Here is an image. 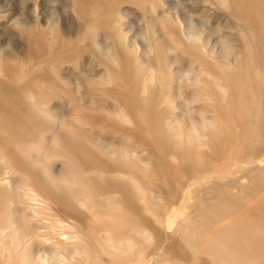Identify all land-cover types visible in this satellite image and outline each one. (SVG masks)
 I'll return each mask as SVG.
<instances>
[{"label": "bare ground", "instance_id": "obj_1", "mask_svg": "<svg viewBox=\"0 0 264 264\" xmlns=\"http://www.w3.org/2000/svg\"><path fill=\"white\" fill-rule=\"evenodd\" d=\"M121 1L74 0V7L87 27L105 14L108 35L118 38ZM228 1L247 25L232 62L213 63L177 38L179 48L194 53L200 63L201 82L185 100L196 106V125L180 124L172 100H167L170 76L162 75L159 87L150 73L136 66L132 70L126 54L117 56L115 42L118 69L109 70L108 65L104 79L86 80L91 88L79 102L64 101L62 108L72 118L67 126L50 118L46 107L51 94L45 87L65 88L64 81L48 75L26 80L20 70L0 64V123L15 133L6 138L12 153L4 155L0 147V160L7 168L24 169L31 163L26 158L32 157L30 151H45L66 138L71 151L61 150L64 180L79 184L80 195L88 200L100 201L85 212L73 200L58 202L55 191L53 202L41 204L36 190L28 191V199L21 202L34 214L36 225L24 235L18 231L19 243L45 234L44 243L54 255L67 242L42 233L50 210L61 213L56 218L61 224L72 219L76 233L90 240L96 255L104 256L103 264H264V0ZM36 56L43 72L58 71L61 60L52 51L40 48ZM103 102L109 103L110 117L98 108ZM35 129L34 143L19 142L34 136ZM94 130L101 138L110 136L111 144L97 146L91 138ZM46 134L52 138L47 143ZM73 140L85 147L80 158L75 157ZM95 165L97 175L90 172ZM24 180L28 182L27 176ZM34 182L38 190L49 191L45 177L35 176ZM90 183H100L99 192L88 191ZM7 227L13 222H0V240L6 239ZM73 236L74 249H82ZM160 251L174 259L162 257ZM19 259L20 264H37L22 255Z\"/></svg>", "mask_w": 264, "mask_h": 264}, {"label": "rangeland", "instance_id": "obj_2", "mask_svg": "<svg viewBox=\"0 0 264 264\" xmlns=\"http://www.w3.org/2000/svg\"><path fill=\"white\" fill-rule=\"evenodd\" d=\"M121 2L117 8L119 37L112 38L108 35L109 27L105 25V14L98 18L99 22L95 21L88 27L84 26V21L75 10L74 0H0V64L20 70L26 80L34 76L39 78L48 75L52 80L57 81L59 78L64 81L65 88L45 87L51 94L46 107L50 111V118H58L67 126L72 123V118L67 114V108H62L64 101L76 99L79 102L84 92L91 88L86 80L98 82L107 76L109 67V70L111 67L118 69L119 61L115 57V48H113L115 42L118 49L117 56L121 52L124 56L126 54L125 57L127 59L129 57L127 61L131 62L132 70L135 69L133 66H136V69L148 75L150 73L151 77L157 80L155 83L159 84V87L163 85L162 82L158 83L161 76H170L172 85L169 86L170 95L167 100H172L175 113L182 119L180 124L196 125L199 121V117L195 116L196 106L185 100L191 92L197 91L201 82L200 63L193 56L194 53H187L179 48L177 38L188 45H193L189 46L190 48L195 47L200 50L209 61L218 64L223 61L226 64L234 60L233 55H236L234 53L241 48L247 25L228 0H122ZM40 48L44 51H52L59 57L61 64L55 67L58 71L45 73L43 69H39L36 54ZM11 81L6 83L10 84ZM104 100L107 101L106 98ZM108 107V102L98 106L104 116L110 117L112 113ZM78 127L84 134V131L89 130L81 124H78ZM33 132L36 133L37 129ZM103 133L107 135V131ZM13 134L15 133L6 130L0 123V147L4 155L12 153L10 148L13 146L7 144L6 138L14 136ZM37 135L36 133L32 137H23L19 142L27 146L35 142ZM46 136L45 143L52 140L48 134ZM91 136L97 146L106 147L107 144H111L108 140L112 138L99 137L97 130H94ZM66 141L69 142L64 138L59 141V145L50 143L45 151H30L32 157L28 155L26 158L31 163L24 166V169L14 165L12 169L7 168L5 161L0 160L2 176L0 222L4 223V220L13 222V227L5 229L6 239L3 236L0 240V260L3 263L5 258L9 259L10 264H20L21 255L24 260L37 264L104 263V256L95 254V247L90 240L83 237L82 233H76L78 229L73 227L71 218H62L66 225L57 221L56 218L62 217L57 211L53 214V211L49 210L42 231V233L47 232L49 238L56 236L67 240L54 255L48 251L50 244L44 243L47 239L45 234L40 237L35 236L32 240L29 237L23 243H19L16 239L18 231L24 235L28 232L27 229L36 225L34 214L21 202L28 199L26 195L28 191L36 190L37 201L40 204L51 203L53 201L50 199L56 196L58 202L61 199H66L67 202L73 200L71 203L85 212L100 202L88 200L83 194L80 195L77 187L79 184L64 180L67 174L61 150H70L66 147L68 145ZM72 147L77 153L75 157L78 158L86 151L81 141L75 143L73 140ZM19 158H23V155ZM97 167L95 165L90 169L93 175H97ZM26 176L28 182L24 180ZM35 176L39 177V180L41 177L47 179L45 184L49 187V191L38 190V184L34 182ZM100 183L99 185L90 183L87 190L96 194L99 192L98 189H101L98 187ZM114 185L117 183L114 182ZM58 189L63 196L60 199L57 198ZM53 191L56 192L55 196L51 195ZM79 200L85 203L86 210L83 203L80 205ZM73 235L78 236L79 240L75 242L81 243L82 249H74ZM165 251H160L159 255L174 259Z\"/></svg>", "mask_w": 264, "mask_h": 264}]
</instances>
